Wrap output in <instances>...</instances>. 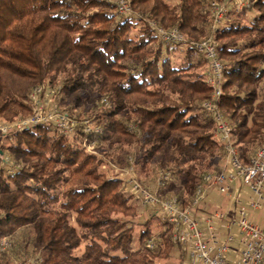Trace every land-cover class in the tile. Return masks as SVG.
Returning <instances> with one entry per match:
<instances>
[{
  "label": "trees",
  "instance_id": "16d2710c",
  "mask_svg": "<svg viewBox=\"0 0 264 264\" xmlns=\"http://www.w3.org/2000/svg\"><path fill=\"white\" fill-rule=\"evenodd\" d=\"M214 1L224 0H130L132 12L119 15L112 0H0V119L28 114L31 94L45 84H59L78 106L85 92L96 98L81 119L67 112L76 121L72 134L51 123L0 133V264L26 227L38 257L25 264H166L173 251L183 256L166 220L154 209L142 217L120 172L100 171L101 158L86 149L135 144L139 171L158 161L166 185L148 189L133 161L140 186L190 207L195 186L220 169L217 153L225 156L203 107L212 98L207 61L189 45L209 30L225 66L216 102L240 160L249 163L264 145V0H247L239 11L227 0L212 29ZM152 22L177 27L185 42L162 41ZM169 46L184 47L185 62L173 64ZM165 190L177 191L163 197Z\"/></svg>",
  "mask_w": 264,
  "mask_h": 264
},
{
  "label": "built area",
  "instance_id": "2783aa9c",
  "mask_svg": "<svg viewBox=\"0 0 264 264\" xmlns=\"http://www.w3.org/2000/svg\"><path fill=\"white\" fill-rule=\"evenodd\" d=\"M115 3V10L119 15H129L132 10L130 0H112ZM227 0L211 3V12L214 15L212 29L222 21L226 15ZM247 0H235L236 11L247 6ZM155 28L159 38L170 44H183L185 39L182 33L176 29H165L155 23H151ZM194 57H201L207 61L208 70L206 81L212 88V98L203 102L204 110L211 115L214 120V136L222 146L226 156V164L214 172H209L203 176L202 182L198 183L194 189V196L190 207L182 206L176 197L160 199L155 194L145 190L133 177V166L130 165L120 173V176L127 182V187L131 186L139 190L143 198V204H147L154 209L156 215L162 216L171 228V239L173 242L182 245L187 250L188 264H232L227 258L228 244L235 240L240 244L239 264H264V224L253 223L248 220L245 207L238 208L237 235L230 233L226 239L219 241L217 232L211 217H204L202 220L194 215L193 207L203 201L206 190L210 186H216L222 193L227 194L229 186L235 181H240L250 188L249 206L253 210L261 207L264 187V145L259 147L250 159L244 164L239 156L236 146L233 143L232 129L223 113L217 105V98L221 94L223 83L224 64L218 57L216 44L212 37L192 40L189 42ZM39 92L36 89L33 95ZM103 101H106L103 99ZM37 105V104H35ZM40 123H51L56 130L63 135L74 133L76 121L69 118L64 112L55 109L45 110L42 107H34L30 116L20 118L18 121L3 124L0 123V133H7L10 130H20ZM87 130H90L87 127ZM99 131V128H96ZM86 142V141H85ZM86 145V143H84ZM92 146L89 144L87 147ZM123 175V176H122ZM162 174L161 180L166 179ZM204 222L202 225L201 222ZM153 240L148 241V246L153 247Z\"/></svg>",
  "mask_w": 264,
  "mask_h": 264
},
{
  "label": "rangeland",
  "instance_id": "374dc122",
  "mask_svg": "<svg viewBox=\"0 0 264 264\" xmlns=\"http://www.w3.org/2000/svg\"><path fill=\"white\" fill-rule=\"evenodd\" d=\"M166 1L169 2L170 4L176 3V0H166ZM247 20L248 18L246 17L245 21L247 22ZM213 24H214V15H212L211 27ZM171 28L178 29L177 27H171ZM171 28H165V29H171ZM182 35L184 39L186 40L185 35L183 33ZM208 37H211L209 30H207L205 37H202V38H208ZM185 53H186L185 49L182 46L181 47L180 46H169V49L167 51V54L170 56L172 60V63L175 65H180L181 63L185 62V59H184ZM204 67L205 65L202 67V70L204 69ZM60 79L61 77H59V80ZM58 88H59V84H56L54 86L45 84L44 86L40 88L39 92L33 95L34 101L29 102L32 110L28 114H24L23 116H20L18 118L16 117L11 122L0 119V123L9 124V123L18 121L20 118L30 116L35 106L42 107L45 110L55 109L58 111H62L69 118H71L69 114H73V115H76L78 119L83 118V116L85 115H89L90 112L95 110L94 105L96 102V98L92 95V92H85L84 97L87 101L84 104L78 106V105H75L74 101L69 100L62 93H60ZM259 99L264 101V80L260 84ZM80 124L81 123L79 121L77 125H80ZM88 124L92 125L91 123H88ZM95 125L100 126V124L96 122H95ZM86 152L88 154L95 155L97 158H101V164H100L99 170L104 172L107 175L109 173L113 174V172L114 173L120 172L122 174V172L126 170L130 165H132V162L134 161L136 177L148 189L157 191L158 188L160 187L163 188L166 186V185L164 186L165 183L163 185L159 184L160 175L162 172H164V170L160 168L158 161L151 164L150 169L148 167L146 174L139 171V168L136 162L138 160L140 151L135 144L109 146L107 142H103L99 148H97V146L95 145L87 147ZM217 156H218V158H216L217 164H215L216 168L214 169H217L218 167L219 168L223 167L222 162L224 161V156L220 152L217 153ZM126 161L129 163L126 164ZM123 177L128 178L127 175ZM128 189L134 194L135 197L138 198V203H139L138 212L142 213L141 216L144 217L147 214L151 213L153 208L147 204H143V198L139 190H135L131 186H128ZM175 191L177 190H165V192L163 193L161 192V196L167 197L170 195H174L176 194ZM259 214H261V220L264 219L263 218L264 211L262 210L259 211ZM32 240H33V235L30 232L29 228L26 227V228L20 229L18 233L16 234V237L13 238V246L5 250V256H6L5 264H25L26 261L34 262L36 258L38 257V255H37V251L34 249L35 246ZM83 244H84V241H82L80 247L76 249V253H80L83 250ZM178 255H179V252L175 251L173 256L170 258V260H168V263L166 264H178V263L180 264L179 258H181V256L179 257ZM23 259L25 260V262H23Z\"/></svg>",
  "mask_w": 264,
  "mask_h": 264
},
{
  "label": "crops",
  "instance_id": "0c3cea01",
  "mask_svg": "<svg viewBox=\"0 0 264 264\" xmlns=\"http://www.w3.org/2000/svg\"><path fill=\"white\" fill-rule=\"evenodd\" d=\"M207 70L208 66L206 63L203 72L206 74ZM226 161V156H224L222 166L226 164ZM262 191H264V189ZM250 195V188L240 181L231 183L227 194L220 192L216 186H210L206 190L205 198L200 203L199 210L196 211V216L201 218V220L204 217H211L217 232V239L223 241L230 233L237 235V211L241 206L245 207L246 216L249 221L257 224H264V219L261 220V214H259V211H264V192L263 199L261 200V207L258 210H253L249 206L248 202ZM201 223L204 225L203 221ZM182 249L184 253L183 256L179 258V262L180 264H188L187 250L184 247H182ZM239 250L240 244L237 240L228 244L227 258L232 264H239Z\"/></svg>",
  "mask_w": 264,
  "mask_h": 264
}]
</instances>
